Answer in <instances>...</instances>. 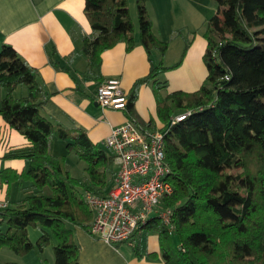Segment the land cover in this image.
I'll use <instances>...</instances> for the list:
<instances>
[{"label": "trees", "instance_id": "obj_1", "mask_svg": "<svg viewBox=\"0 0 264 264\" xmlns=\"http://www.w3.org/2000/svg\"><path fill=\"white\" fill-rule=\"evenodd\" d=\"M212 1L218 13L204 32L206 78L193 92L165 97L157 77L179 62L166 67L154 61L153 53L162 56L168 44L152 32L147 0L135 1L139 40L150 67L133 83L125 115L143 127L133 100L138 87L150 82L165 126L175 115L192 113L164 135L172 193L162 198L161 206L171 212L174 233L154 217L139 224L130 238L153 226L164 264H264V0ZM83 11L92 34L83 37L80 53L89 70L117 43L132 49L134 25L127 0H84ZM46 54L54 68L67 70L53 47ZM0 87V118L29 144L3 157L23 160L26 169L20 174L2 170L0 179H23L34 189L0 211V249L22 256L51 247L52 264H79L73 231L91 234L93 211L85 194H107L108 175L115 167L112 155L81 129H67L41 115L50 93L38 71L7 45L0 49ZM16 90L21 94L14 97ZM53 140L63 143L65 154L50 152ZM68 153L85 164L80 177L66 169ZM30 228L37 231L34 242L28 237Z\"/></svg>", "mask_w": 264, "mask_h": 264}, {"label": "crops", "instance_id": "obj_2", "mask_svg": "<svg viewBox=\"0 0 264 264\" xmlns=\"http://www.w3.org/2000/svg\"><path fill=\"white\" fill-rule=\"evenodd\" d=\"M127 2L134 25L132 49L126 50L124 42L117 43L101 53L97 68L89 70L80 53L83 37L92 34L83 11L84 0H0V49L3 45L11 47L38 71L50 93L40 109L41 115L67 129H81L92 143L102 146L111 127L124 123L128 117L124 110L101 108L94 97L97 86L107 78H118L122 91L128 95L133 83L146 76L150 67L139 40L138 26L134 23L136 10L132 13L130 0ZM173 2V6H169L165 0L146 2L153 34L168 44L162 56L153 53L154 61L160 60L166 67L179 62L175 68L165 70L157 77L158 82L164 83L159 90L162 97L174 91L193 92L207 75L202 56L207 44L204 25L208 14H204V6L200 5L199 0L194 4L193 0H180L178 4L177 0ZM160 3H163L162 7ZM50 47L55 49L60 65L66 71L56 69L49 63L46 48ZM171 49L175 51L173 56L169 55ZM20 94L16 90L14 97ZM2 96L0 87V100ZM133 110L143 123L144 131H160L165 126L157 114L153 82L138 87ZM61 143L53 140L50 152L54 155L65 154ZM27 146L28 141L0 118V171L20 174L25 170L23 160L3 157L13 149ZM70 154H67V158ZM70 169L67 170L71 173ZM116 172L117 168L113 167L108 175L106 193L114 185ZM32 193L34 189L28 181L18 179L5 183L0 179V203H5L7 207ZM154 217H157L156 213L150 218ZM73 238L78 245L79 264H164L160 257L158 233L153 226L140 229L132 238L116 245L107 244L80 228L74 229ZM3 250L0 249L2 264H25L23 259L9 260L11 257L7 249Z\"/></svg>", "mask_w": 264, "mask_h": 264}, {"label": "built area", "instance_id": "obj_3", "mask_svg": "<svg viewBox=\"0 0 264 264\" xmlns=\"http://www.w3.org/2000/svg\"><path fill=\"white\" fill-rule=\"evenodd\" d=\"M94 97L103 109L124 110L127 103V94L114 77L102 81ZM191 113L188 110L175 115L160 131H144L130 119L111 127L103 146L111 153L117 168L114 185L105 195L85 194L86 203L93 211L92 236L110 245L125 242L153 213L169 234L174 233L170 210L160 206L162 198L172 193L164 135ZM6 207L0 203V211Z\"/></svg>", "mask_w": 264, "mask_h": 264}, {"label": "rangeland", "instance_id": "obj_4", "mask_svg": "<svg viewBox=\"0 0 264 264\" xmlns=\"http://www.w3.org/2000/svg\"><path fill=\"white\" fill-rule=\"evenodd\" d=\"M135 1L136 0H130V6H131V12H135L136 10V4H135ZM160 1V0H159ZM172 1V3H171ZM180 0H177L176 4L179 3ZM196 0H193V4L195 3ZM200 2V5H203L204 6V14H208V20L207 22L205 23L204 27L206 29L207 27V23L208 21L214 16V15H217L218 13V8H217V5L212 1V0H199ZM165 3L169 4V6H173L175 2H173V0H169V3H168V0H165ZM162 4L163 3H160L159 6L162 7ZM202 10V8H201ZM134 18H136V16H134ZM134 23L136 24V27H137V19L136 21L134 20ZM175 51L174 49H171L169 51V55H174ZM61 146H62V149H65V147L63 146V143H61ZM55 152V151H54ZM66 157V161H65V167L66 169H71V174L75 177H80L81 175H83V167L85 166V164L81 161H79L73 153H71L69 155V158H67V155L65 156ZM70 163V164H69ZM75 163V165H74ZM70 165V167H69ZM162 204V203H161ZM160 204V206H161ZM162 207V206H161ZM28 237L30 239V241L34 242L36 240V237H37V231L33 228H30L28 230ZM8 254L10 255L11 261H15L17 259H23L25 264H39V263H42V264H51L52 262V258H53V251H52V248L51 247H47L44 249L43 253L41 254H38L35 250L25 254V255H22V256H19V255H16L14 254L12 251H10L8 248H4ZM3 250V251H5ZM3 258V257H2ZM3 262V261H2ZM2 262L0 261V264H2Z\"/></svg>", "mask_w": 264, "mask_h": 264}]
</instances>
